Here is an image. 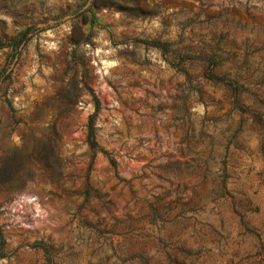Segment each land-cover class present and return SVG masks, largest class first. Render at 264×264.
Instances as JSON below:
<instances>
[{"label":"rangeland","instance_id":"1","mask_svg":"<svg viewBox=\"0 0 264 264\" xmlns=\"http://www.w3.org/2000/svg\"><path fill=\"white\" fill-rule=\"evenodd\" d=\"M0 264H264V0H0Z\"/></svg>","mask_w":264,"mask_h":264},{"label":"trees","instance_id":"2","mask_svg":"<svg viewBox=\"0 0 264 264\" xmlns=\"http://www.w3.org/2000/svg\"><path fill=\"white\" fill-rule=\"evenodd\" d=\"M95 107L97 110V108H98L97 102H95ZM86 138H87V143L91 148L97 147V142H96L95 133H94V124H93L92 118L89 119V123L87 126ZM112 162H114V161H112ZM44 250H45V248H44Z\"/></svg>","mask_w":264,"mask_h":264}]
</instances>
